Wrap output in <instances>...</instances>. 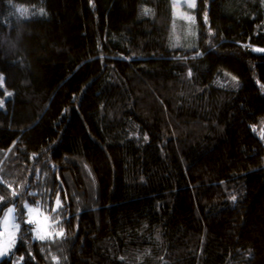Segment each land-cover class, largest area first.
<instances>
[{
	"label": "trees",
	"instance_id": "obj_1",
	"mask_svg": "<svg viewBox=\"0 0 264 264\" xmlns=\"http://www.w3.org/2000/svg\"><path fill=\"white\" fill-rule=\"evenodd\" d=\"M193 2L0 0V264H264V0Z\"/></svg>",
	"mask_w": 264,
	"mask_h": 264
},
{
	"label": "rangeland",
	"instance_id": "obj_2",
	"mask_svg": "<svg viewBox=\"0 0 264 264\" xmlns=\"http://www.w3.org/2000/svg\"><path fill=\"white\" fill-rule=\"evenodd\" d=\"M193 1L194 0H172L175 18L181 19L183 21H189L191 19V7L189 5L193 4ZM0 77L2 76L0 75ZM1 83L2 80H0V84ZM1 104L2 98H0V105ZM9 208L14 209L13 206L9 205L5 207L0 214V229L2 230L0 233V253H3L0 255V259L5 255H8L12 249L15 242V236L18 231L16 225H19V222L16 220L15 210L13 213L9 214ZM24 208L26 214L25 220H31L33 224L31 231L32 238L39 239L38 236H44L47 238L58 234V231L51 225L47 214L40 206L26 203L24 204ZM6 217L7 222H5Z\"/></svg>",
	"mask_w": 264,
	"mask_h": 264
},
{
	"label": "snow or ice",
	"instance_id": "obj_3",
	"mask_svg": "<svg viewBox=\"0 0 264 264\" xmlns=\"http://www.w3.org/2000/svg\"><path fill=\"white\" fill-rule=\"evenodd\" d=\"M190 7H194L195 5H194V3L193 4H191V5H189ZM17 11L22 15V16H24V15H27V12H28V10L26 9V8H19V9H17ZM40 11V13L41 14H46V13H44V10L43 9H40L39 10ZM149 12H150V10L149 9H144V14H149ZM207 18V16H206V14H205V19ZM191 75V72H189V76ZM233 79L235 80L236 78L235 77H233ZM0 80H2V77H0ZM147 137H145V139H146ZM14 195H15V193H13ZM232 199L233 200H235V197H232ZM57 203H59V201H57ZM14 212V209H12V208H9L8 209V213L9 214H11V213H13ZM5 222H7V217H6V219H5ZM28 223H32V221L31 220H29L28 221ZM16 227H17V229L19 228V225H16ZM58 235H63V233L61 232V233H58ZM38 238L39 239H44L45 237L44 236H38ZM3 253H0V255H2Z\"/></svg>",
	"mask_w": 264,
	"mask_h": 264
},
{
	"label": "built area",
	"instance_id": "obj_4",
	"mask_svg": "<svg viewBox=\"0 0 264 264\" xmlns=\"http://www.w3.org/2000/svg\"><path fill=\"white\" fill-rule=\"evenodd\" d=\"M1 231H2V230L0 229V233H1Z\"/></svg>",
	"mask_w": 264,
	"mask_h": 264
}]
</instances>
